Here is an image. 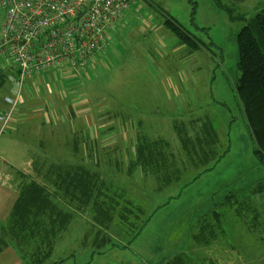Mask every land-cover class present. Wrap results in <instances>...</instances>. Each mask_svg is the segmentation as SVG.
<instances>
[{
  "label": "rangeland",
  "instance_id": "1",
  "mask_svg": "<svg viewBox=\"0 0 264 264\" xmlns=\"http://www.w3.org/2000/svg\"><path fill=\"white\" fill-rule=\"evenodd\" d=\"M230 8V14L213 10L206 28L187 0H135L107 32L97 59L28 82L34 93L27 100L45 106L44 120L24 121L0 136L3 175L11 169L22 181L40 184L43 166L83 158L109 196L120 198L112 221L102 227L90 208L70 213L59 205L71 218L51 255H70L71 264H220L227 253L235 256L232 264L264 258V164L254 155L235 93L236 36L264 10V0L251 10ZM3 18L0 10V27ZM167 22L208 48L181 45ZM0 67L1 111L19 65L0 58ZM196 119H208L216 132V162L189 170L162 191L140 170L128 175L136 138L164 139L176 149L175 123ZM212 211L222 215L223 239L198 242L197 221ZM236 235L239 246L231 251Z\"/></svg>",
  "mask_w": 264,
  "mask_h": 264
},
{
  "label": "trees",
  "instance_id": "2",
  "mask_svg": "<svg viewBox=\"0 0 264 264\" xmlns=\"http://www.w3.org/2000/svg\"><path fill=\"white\" fill-rule=\"evenodd\" d=\"M187 1L194 13L196 2ZM214 4L227 14L233 11L219 0H214ZM167 25L180 44L188 48H208L189 32L185 33L179 24L167 22ZM236 44L240 75L235 93L255 146L254 155L264 164V10L240 30ZM11 96L5 97L0 113L8 110L6 99ZM174 130L179 146H174L176 149L164 139L136 138L128 175L140 170L143 176L154 177L159 184L157 190L162 191L178 182L189 170H198L220 158L216 152V132L208 119L176 122ZM85 164L83 158L72 163L50 164L40 173L42 184L27 179L22 181L18 198L0 230V252L10 247L25 264H56L62 259L54 260L52 246L56 235L68 228L71 218L68 212L90 208L93 221L100 227L112 221L120 198L109 196L110 191L105 189L98 172H91ZM229 200L230 195L225 197L227 204ZM221 218L217 211L203 215L197 221V234L193 238L198 242L222 240L225 233ZM231 243L235 246L230 247L231 251H234L239 246L238 235L231 237Z\"/></svg>",
  "mask_w": 264,
  "mask_h": 264
},
{
  "label": "built area",
  "instance_id": "3",
  "mask_svg": "<svg viewBox=\"0 0 264 264\" xmlns=\"http://www.w3.org/2000/svg\"><path fill=\"white\" fill-rule=\"evenodd\" d=\"M134 5L135 0H0V58L19 65L18 75L10 76L9 108L0 113V136L34 76L76 68L104 51L107 32Z\"/></svg>",
  "mask_w": 264,
  "mask_h": 264
},
{
  "label": "crops",
  "instance_id": "4",
  "mask_svg": "<svg viewBox=\"0 0 264 264\" xmlns=\"http://www.w3.org/2000/svg\"><path fill=\"white\" fill-rule=\"evenodd\" d=\"M207 1L209 3L206 2L205 0H200L199 3H197L198 7L196 10V14H197L196 17L198 18L200 22L204 24V26L202 27H206V24H208V22L210 21L208 17L212 15L213 10L215 11L216 9H219L215 6L214 0H207ZM219 1L223 5L233 7L235 10L237 8H241L242 10H251V8H255L258 5V0H219ZM207 7H212V8L206 9ZM102 52L97 53L94 58L97 59V57H99L100 53ZM0 68L2 69V67ZM46 92L49 93L48 89ZM33 93H34V89H32L31 87H28V84H27L24 90V94L18 105L17 112L15 113L14 118L11 120L8 126L9 130H11L12 128H15V126L17 125H22L24 121L33 120V119H36V120L43 119L44 120L45 106L38 101H36L37 103L32 104L30 100H27L28 99L27 97H29V94H33ZM28 116L30 117L28 118ZM45 167L46 166H43V168ZM21 172L24 173L23 171ZM21 181L22 179L19 177V175L11 169H8V172L5 175H3V173L0 171V230L4 222L8 218L11 212V209L18 198V192H19L18 188L21 184ZM27 181H28V178H27ZM66 250L67 252H70L71 249H66ZM60 256H62L61 252H58L55 255H53L54 260L62 259L61 262L59 263L57 262L56 264H71L69 260L70 255L67 258H64L63 256L60 257ZM234 258L235 256L227 253L224 256H220L218 258V261L220 264L221 263L222 264H232V260ZM247 262L249 264H264V258L257 263L255 262L253 263L249 261ZM0 264H25V263L15 253V251L9 247V248L3 249L0 252Z\"/></svg>",
  "mask_w": 264,
  "mask_h": 264
}]
</instances>
